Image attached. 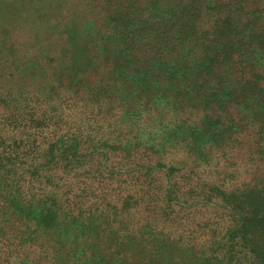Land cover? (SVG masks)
I'll return each mask as SVG.
<instances>
[{
  "label": "trees",
  "instance_id": "16d2710c",
  "mask_svg": "<svg viewBox=\"0 0 264 264\" xmlns=\"http://www.w3.org/2000/svg\"><path fill=\"white\" fill-rule=\"evenodd\" d=\"M207 7L202 55L189 76L186 77V72H178L184 81L178 80L173 70H167L162 78L148 68H130L123 57L125 52L116 50L122 55L110 59L114 51L109 50L105 64L99 67L98 80L81 78V73L85 72L79 70L81 73L75 72L68 77L67 88H75L76 99L95 100L102 108L106 105L113 111L111 117L115 116L118 106H123L119 113L132 123L141 120L143 111L156 112V126L161 128L162 136L150 146H159L163 153L184 151L197 166L198 161L207 162L204 159L213 148H223L225 153V147L234 150L245 146L243 155L253 157L252 186L230 192L214 187L202 194L192 195L193 191H189L182 195L167 185L149 191L143 188L148 178L142 176L136 179L140 187L137 192L142 195L128 193L121 196L117 205L100 204L103 200L100 198L84 208L89 202H83L76 192L72 196V188L78 187L73 180L77 178L82 158L87 153L106 150L86 163V176L99 184L105 182L108 187L112 175L105 173L102 160L107 158V150L128 153L127 133L121 130L109 132L104 139H91L71 128L60 134L62 139L54 138L45 158L39 160L32 155L33 144H28L25 136L32 129L42 136L45 128H56L62 115L52 108L55 110L50 119L54 122L48 125L47 112L33 107L30 97L20 95L14 100L12 92L3 94L0 91V200L7 203V213L16 216L23 226L9 238L0 233L3 258L0 264H24L25 260L29 264L41 263L39 258L35 262L36 251L59 254L64 248L56 245V250L53 249L51 245L58 241L55 237L61 239L65 234L69 237L68 233L72 232L77 233L75 239L97 237L105 241L107 249L112 243H119L131 252L143 239L144 256H140L142 259L133 256L143 264L156 261L162 264H264V0H207ZM183 9L188 17V34L193 37L199 7ZM159 81L163 87L172 86L175 94L153 93ZM60 82L63 84V80ZM54 97L58 95L48 100L53 102ZM135 98L142 105L144 101L147 109L144 105L143 111L132 109L130 102ZM173 104L180 117L174 124L164 114V109ZM179 127L187 130L180 131ZM138 134V137H130L134 143L131 149L146 146L140 142L141 132ZM155 138L151 136L150 139L154 141ZM35 148L38 151L40 146ZM44 160L46 164L39 165ZM158 163L163 166L161 161ZM57 169L62 170L58 171L62 176H49ZM171 169L172 174L176 172ZM122 177L119 176L117 182ZM63 184L69 189L62 190ZM83 188L92 187L87 183ZM200 197L202 200L221 197L231 209L226 215L230 224L219 219L212 224L209 237L200 235L201 231L195 232L194 224L185 223L191 213L194 217L201 216V210L187 206ZM214 210L222 216L226 214L224 210ZM172 215L175 217L171 218ZM209 225L203 222L198 228L206 229ZM42 231L51 245H37L36 238ZM224 233L229 234L226 236L229 240L217 247ZM74 253L63 254L62 261L54 253L49 257L54 264H69L63 259Z\"/></svg>",
  "mask_w": 264,
  "mask_h": 264
},
{
  "label": "rangeland",
  "instance_id": "374dc122",
  "mask_svg": "<svg viewBox=\"0 0 264 264\" xmlns=\"http://www.w3.org/2000/svg\"><path fill=\"white\" fill-rule=\"evenodd\" d=\"M186 6L199 7L196 14V33L193 37L188 34V17L183 12ZM208 13L207 0H0V91L3 94L12 92L14 100L20 95L30 97L33 107L47 112L48 125L54 122L50 119L53 110L56 109L62 115L56 128H45L42 136L33 129L25 136L28 144H33L32 155L39 160L44 159L49 143L53 144L54 138L62 139L60 134L67 133L71 128L74 132L80 130L84 136H91V139H104L106 135L109 136V132L122 130L127 133L126 139L130 142L128 153L107 150V158L102 160L105 173L112 175L108 181L109 186H112L105 187V182L99 184L95 179L86 176V163L106 150L87 153L82 158L77 178L73 180L78 187L72 188V196L76 192L81 195L83 202H89L84 208L100 198H103L99 201L100 204L117 205L121 196L123 198L128 193L137 195L140 187L136 184V179L143 178L142 176L148 178L143 188L149 191L154 192L167 185L168 188H176L182 195L189 191H193L192 195L202 194L208 188L214 187L230 192L252 186L253 157L243 155L245 146L240 145L234 150L225 147V153L223 148H213L204 159L207 162L198 161L197 166L184 151L163 153L159 146H150L157 143L162 131L156 126L157 113L143 111L144 101L143 105L136 98L134 102H130L132 109L143 111L141 120L132 123L119 113L123 106H118L115 116L111 117L113 111L106 105L102 108L96 105L95 100L81 97L76 99L73 94L75 88H67L68 77L80 72L79 70L85 72H80L81 78L98 80L99 67L105 64L109 50L114 51L110 59H118L122 55L119 50L125 52L123 57L128 60L130 68H148L155 75H162V78L167 70H173L177 74L186 72V77L189 76L202 55V38L207 28L205 23ZM178 80L182 82V76ZM161 83L159 81L154 85L153 93L162 94L166 91L168 94H175L172 86L163 87ZM54 94L58 95L54 97L55 101L48 100ZM175 107L174 104L173 107L165 109L164 106L160 107L172 124L180 119L176 115ZM91 113L93 115L90 116ZM178 130L187 129L179 127ZM138 131L142 135L140 142L146 146L131 149L134 143L130 137H138ZM151 136L156 137L154 141H151ZM63 139L69 140L68 137ZM38 145L40 149L36 151L35 146ZM159 161L163 166H159ZM42 164H46L45 160L39 162V165ZM171 168L176 172L172 174L169 170ZM58 171L62 170L50 172L49 176H62ZM119 176L123 177L117 182ZM120 181L123 184H118ZM87 183L92 188H83ZM61 189L69 188H65L63 184ZM201 198L187 205L196 211L201 210V216L194 217L191 213L187 216L189 221L185 223L192 226L194 224L195 232L201 231L200 235L209 237L212 224L219 219L223 218L230 224L226 215L231 209L221 197L217 200ZM19 204L24 205L23 202ZM214 208L224 210L225 216L215 213ZM8 210L7 203L0 200V233L9 238L23 226L16 216L7 213ZM174 217L175 215L171 216ZM203 222H208L209 228H198ZM43 232L36 238L39 240L37 245H51L47 240L49 237ZM68 234L69 237L65 234L61 239L55 237L58 241L51 245L54 250L57 245L63 247L64 251L59 250L58 254L37 250L35 262L39 258L41 263L35 264H54L50 261V253H54L61 260L60 256L70 251L75 253L63 259L69 264H143L142 260L139 262L133 257L142 259L140 256H144L143 239L138 241L135 250L131 252L126 245L112 243L107 249L105 241L97 237L84 240L80 235V238L75 239V232ZM225 234H221L222 240L217 247L229 240L226 238L229 234ZM32 244L36 245L35 242ZM138 252L141 254L137 255ZM1 261L3 258L0 251V263ZM155 263L162 264L159 261ZM24 264L29 263L25 260Z\"/></svg>",
  "mask_w": 264,
  "mask_h": 264
}]
</instances>
